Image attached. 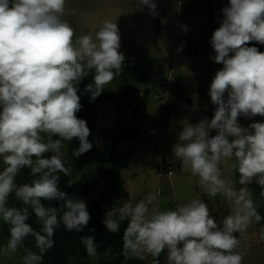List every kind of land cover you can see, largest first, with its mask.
Masks as SVG:
<instances>
[{
	"label": "clouds",
	"instance_id": "9594fccd",
	"mask_svg": "<svg viewBox=\"0 0 264 264\" xmlns=\"http://www.w3.org/2000/svg\"><path fill=\"white\" fill-rule=\"evenodd\" d=\"M65 6L66 0H0V220L9 226L0 257L22 250V264H43L61 224L77 233L88 225L86 203L59 187L60 174L73 172L65 161V142L79 141L72 151L76 158L93 147L87 122L77 116L82 107L78 85L91 73L93 82L85 92L95 100L123 72L116 22L106 19L94 35L77 37L63 19ZM138 6L156 9L154 0H138ZM221 11L223 19L210 41L214 63L223 66L208 93L216 105L214 117L186 123L173 155L199 178L207 194L231 204L230 213L217 222L198 198L162 210L155 193L136 203L118 202L106 211L103 224L115 234L127 221L125 260L151 256L152 264H160L165 253L166 264H243L247 252L235 234L243 235L264 219L248 187L255 182L264 200V122L248 127L238 122L240 117H264V52L248 46L264 45V0H229ZM211 130L217 134L210 137ZM222 164L239 173L238 190L222 175ZM25 168L34 179L18 185L16 177ZM12 194L23 207L8 206ZM45 201L60 203L56 207ZM29 208L39 231L28 223ZM28 237L36 251L23 247ZM259 239L264 241V228ZM80 240L87 255L98 258L95 236Z\"/></svg>",
	"mask_w": 264,
	"mask_h": 264
},
{
	"label": "rangeland",
	"instance_id": "374dc122",
	"mask_svg": "<svg viewBox=\"0 0 264 264\" xmlns=\"http://www.w3.org/2000/svg\"><path fill=\"white\" fill-rule=\"evenodd\" d=\"M154 3L153 12L146 6H138V0H66L63 19L75 29L77 37L94 35L106 19L116 22L119 52L125 60L122 74L102 91L107 102L99 103L96 99L86 102V109L97 113V153L73 157L72 141L65 142V161L71 163L73 172L71 176L60 174L59 187L69 197L82 199L90 215L108 211L118 202L136 203L155 193L156 206L162 210L175 209L178 203L193 198L201 199L219 222L230 213L231 204L222 196L207 194L199 178L192 176L174 157L173 146L186 123L195 125L214 117L216 105L211 103L208 93L211 81L223 66L214 63L210 41L223 19L221 9L228 6L229 0H154ZM87 83L91 82L85 78L83 85ZM78 95L83 98L81 93ZM238 122L248 127L264 122V117H240ZM216 134V130L210 131V137ZM122 163L129 165L120 170ZM96 165L104 171L95 172ZM220 167L222 175L231 179L238 190L239 173L230 172L224 164ZM3 168L0 161V171ZM32 179L30 170L25 168L16 177V183H30ZM44 203L58 207L60 202ZM8 206L23 207L14 194L10 195ZM29 213L28 223L39 231L41 226L31 208ZM261 228L264 226L253 223L243 235L235 234L240 238L241 249L247 252L243 264H264ZM8 239L9 226L0 220V247ZM80 245V242L69 245L73 251L70 264H118L113 257H82ZM23 247L36 251L32 237L24 241ZM48 253L43 264H48ZM23 255L19 250L9 258L0 257V264H22ZM152 259L146 256L131 264H152ZM159 262L166 264L165 253Z\"/></svg>",
	"mask_w": 264,
	"mask_h": 264
},
{
	"label": "trees",
	"instance_id": "16d2710c",
	"mask_svg": "<svg viewBox=\"0 0 264 264\" xmlns=\"http://www.w3.org/2000/svg\"><path fill=\"white\" fill-rule=\"evenodd\" d=\"M248 46L257 47L260 52H264V45L252 42ZM89 83L93 82L92 74L88 75ZM85 78L79 83V93L82 94V107L81 110L78 112V118L83 119L87 122V126L90 129V136L88 137L89 141L92 143L93 147L90 151L82 154L81 156L86 157L88 155H95L97 152L95 150L96 145V122H97V113L96 111H90L86 109V102L91 99L90 94L85 92V88L87 85H83ZM88 84V83H87ZM97 102L104 103L107 102L106 97L104 94H100L96 98ZM75 149L79 147V141L74 139L72 141ZM94 158V156H92ZM128 164H121L118 169L123 170L124 168L128 167ZM98 166H95V172L101 173L104 171L103 169L99 170ZM250 190L252 192L253 198L260 203L259 213L262 217H264V200L259 197L260 188L254 182L253 185L250 186ZM107 210L97 213L95 215H90V220L88 225L81 231V232H68L61 224V226L56 230L55 236L53 239L55 240L54 247L48 250L49 261L48 264H70L71 254H73L72 249L70 250L69 245H74L80 242V248L83 247L81 250L82 257H89L86 253V250L81 243L80 238L84 236L94 235L96 238V243L98 245V257H110L115 258L118 261V264H131L134 263L136 258L125 260L124 256L122 255L123 252V233L124 229L127 226V221H124L120 225V231L118 233H109L105 228L103 221L105 219V213ZM259 226H264V219L261 220ZM94 230V231H92ZM111 250L110 252L108 250ZM108 252V255L105 253ZM77 256V255H76Z\"/></svg>",
	"mask_w": 264,
	"mask_h": 264
}]
</instances>
